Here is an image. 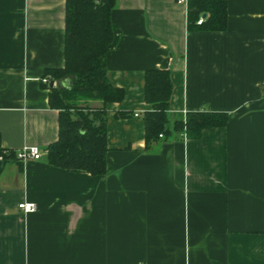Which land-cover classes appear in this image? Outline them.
I'll return each mask as SVG.
<instances>
[{
    "label": "crops",
    "instance_id": "crops-1",
    "mask_svg": "<svg viewBox=\"0 0 264 264\" xmlns=\"http://www.w3.org/2000/svg\"><path fill=\"white\" fill-rule=\"evenodd\" d=\"M227 1L224 32L188 31L178 0L115 1L107 71L125 97L106 107L107 172L95 177L46 157L59 85L45 72L65 64L66 0H0L1 147L43 152L0 174V264H264V0ZM148 70L171 74V125L207 111L226 126L147 149Z\"/></svg>",
    "mask_w": 264,
    "mask_h": 264
},
{
    "label": "trees",
    "instance_id": "trees-1",
    "mask_svg": "<svg viewBox=\"0 0 264 264\" xmlns=\"http://www.w3.org/2000/svg\"><path fill=\"white\" fill-rule=\"evenodd\" d=\"M116 0H66L65 64L45 72L52 82L70 81L67 87H52L49 103L59 110V137L47 149L48 163L56 168L104 176L107 172L108 104L119 103L125 90L114 86L107 71V52L113 43L111 22ZM205 15L203 22L199 19ZM228 28L227 0H188L187 29L196 32H224ZM146 148L172 133L199 139L210 128H224L226 113L190 112L182 122L170 123L169 110L173 93L167 70H148L144 79ZM90 102H100L93 108ZM123 116H126L124 114ZM16 154L1 147L0 174Z\"/></svg>",
    "mask_w": 264,
    "mask_h": 264
},
{
    "label": "built area",
    "instance_id": "built-area-1",
    "mask_svg": "<svg viewBox=\"0 0 264 264\" xmlns=\"http://www.w3.org/2000/svg\"><path fill=\"white\" fill-rule=\"evenodd\" d=\"M180 5L187 6L188 0H178ZM203 22V18H200L198 24ZM44 83L49 84V79H44ZM135 117H139V114H135ZM160 138L163 136L160 135ZM16 157L18 160L22 162L27 161H39L43 157V152L35 147V146H25L21 150L16 152ZM19 210H21L24 214L34 213L37 209L36 205L29 202H23L18 205Z\"/></svg>",
    "mask_w": 264,
    "mask_h": 264
},
{
    "label": "water",
    "instance_id": "water-1",
    "mask_svg": "<svg viewBox=\"0 0 264 264\" xmlns=\"http://www.w3.org/2000/svg\"><path fill=\"white\" fill-rule=\"evenodd\" d=\"M203 18H205V15H203ZM70 86V81L68 80L63 87ZM51 87H53V83L51 84Z\"/></svg>",
    "mask_w": 264,
    "mask_h": 264
},
{
    "label": "rangeland",
    "instance_id": "rangeland-1",
    "mask_svg": "<svg viewBox=\"0 0 264 264\" xmlns=\"http://www.w3.org/2000/svg\"><path fill=\"white\" fill-rule=\"evenodd\" d=\"M60 82H62V81H60ZM60 82L58 81V85H59L58 87H61V83Z\"/></svg>",
    "mask_w": 264,
    "mask_h": 264
}]
</instances>
